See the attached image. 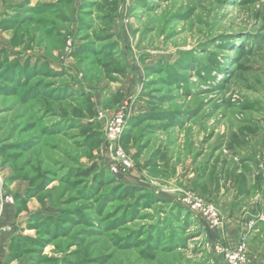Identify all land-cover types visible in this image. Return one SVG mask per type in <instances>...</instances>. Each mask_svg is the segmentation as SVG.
<instances>
[{
  "label": "rangeland",
  "instance_id": "obj_1",
  "mask_svg": "<svg viewBox=\"0 0 264 264\" xmlns=\"http://www.w3.org/2000/svg\"><path fill=\"white\" fill-rule=\"evenodd\" d=\"M0 176L11 264H264V0H0Z\"/></svg>",
  "mask_w": 264,
  "mask_h": 264
},
{
  "label": "built area",
  "instance_id": "obj_2",
  "mask_svg": "<svg viewBox=\"0 0 264 264\" xmlns=\"http://www.w3.org/2000/svg\"><path fill=\"white\" fill-rule=\"evenodd\" d=\"M126 109L123 107L118 110L116 114L111 118L109 126H108V138L110 140L111 148H112V163L111 170L113 173H119L122 170L130 169L133 167L132 159L127 155L123 149H121L117 142L120 140L121 133L123 131V126L126 122ZM3 186V180L0 176V189ZM6 201L14 202L15 198L11 195L3 196ZM184 205L188 206L193 212L201 213L206 220L209 221L210 225L215 227H224V220L220 214L219 209L205 201L202 198H198L194 196L192 193H187L183 198ZM221 252H227L223 246L219 245L217 247ZM227 258H229V262L233 264H238L244 260V256L241 251H238L233 254V252L227 253Z\"/></svg>",
  "mask_w": 264,
  "mask_h": 264
},
{
  "label": "crops",
  "instance_id": "obj_3",
  "mask_svg": "<svg viewBox=\"0 0 264 264\" xmlns=\"http://www.w3.org/2000/svg\"><path fill=\"white\" fill-rule=\"evenodd\" d=\"M0 192V264H11L9 253L12 246L16 226L23 214L17 210L14 202L6 201Z\"/></svg>",
  "mask_w": 264,
  "mask_h": 264
},
{
  "label": "trees",
  "instance_id": "obj_4",
  "mask_svg": "<svg viewBox=\"0 0 264 264\" xmlns=\"http://www.w3.org/2000/svg\"><path fill=\"white\" fill-rule=\"evenodd\" d=\"M98 169V165L95 163L93 166L87 167V168H81L80 170H77L74 174L76 176H80V175H86V176H90L93 173H95V171ZM12 246H11V251L9 253V260L12 256L13 253V248H14V237L12 238Z\"/></svg>",
  "mask_w": 264,
  "mask_h": 264
}]
</instances>
